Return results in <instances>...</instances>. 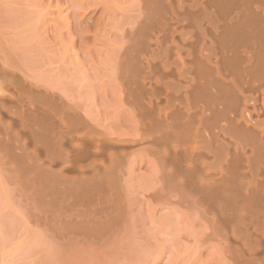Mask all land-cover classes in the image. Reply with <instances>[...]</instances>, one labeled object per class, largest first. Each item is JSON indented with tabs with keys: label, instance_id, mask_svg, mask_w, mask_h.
Masks as SVG:
<instances>
[{
	"label": "rangeland",
	"instance_id": "1",
	"mask_svg": "<svg viewBox=\"0 0 264 264\" xmlns=\"http://www.w3.org/2000/svg\"><path fill=\"white\" fill-rule=\"evenodd\" d=\"M145 3L0 0V68L79 117L92 135L129 146L113 160V174L87 168L83 177L41 165L45 157L32 144L21 148L26 141L19 139L14 144L26 152L17 171L21 161L0 147V264H241L226 225L211 220L198 194L175 182L182 173L176 177L153 145L147 143L151 151L137 143L140 117L125 78L137 66L130 58L151 21ZM98 179L109 183L99 187Z\"/></svg>",
	"mask_w": 264,
	"mask_h": 264
},
{
	"label": "bare ground",
	"instance_id": "2",
	"mask_svg": "<svg viewBox=\"0 0 264 264\" xmlns=\"http://www.w3.org/2000/svg\"><path fill=\"white\" fill-rule=\"evenodd\" d=\"M143 1L152 17L137 39V59L130 58L137 66L124 77L140 117L137 143L153 145L174 165L170 173H182L174 180L179 187L198 194L202 211L230 228L231 234L222 227L241 264H264V0ZM9 72L0 68V147L21 161L16 167L25 161V150L14 144L19 139L26 141L21 148L32 144L45 157L41 165L81 177L87 168L114 173L113 160L129 146L92 135L79 117L59 111Z\"/></svg>",
	"mask_w": 264,
	"mask_h": 264
}]
</instances>
